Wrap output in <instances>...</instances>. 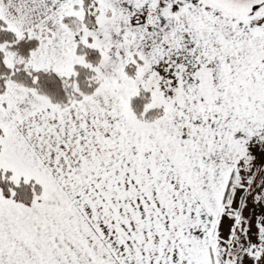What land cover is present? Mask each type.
<instances>
[{"label":"snow or ice","instance_id":"1","mask_svg":"<svg viewBox=\"0 0 264 264\" xmlns=\"http://www.w3.org/2000/svg\"><path fill=\"white\" fill-rule=\"evenodd\" d=\"M0 264H264V0H0Z\"/></svg>","mask_w":264,"mask_h":264}]
</instances>
